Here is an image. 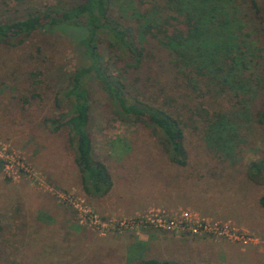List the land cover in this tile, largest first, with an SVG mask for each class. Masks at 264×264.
Wrapping results in <instances>:
<instances>
[{"label": "rangeland", "instance_id": "obj_1", "mask_svg": "<svg viewBox=\"0 0 264 264\" xmlns=\"http://www.w3.org/2000/svg\"><path fill=\"white\" fill-rule=\"evenodd\" d=\"M74 1L0 0V22ZM236 1V33L246 47L248 68L243 76L250 72L255 77L253 56L264 27L250 9V0ZM114 4L117 16L131 17L130 0ZM84 36L65 25L37 31L16 46L0 45V264H130L146 259L264 264V208L258 203L264 186L251 183L245 174L247 164L260 155L264 128L255 124L251 108L237 110L224 96L214 94L201 103L210 112L226 113L236 124L235 159L225 161L210 149L202 118L185 110L189 160L179 167L163 154L149 126L118 120L100 84L88 77L94 158L108 168L113 188L104 197L86 194L68 130L52 133L44 123L61 112L57 99L84 63L76 45ZM100 51L107 60L105 43ZM186 103L180 100L177 105ZM156 208L182 209L199 219L230 223L256 243L117 224Z\"/></svg>", "mask_w": 264, "mask_h": 264}, {"label": "trees", "instance_id": "obj_2", "mask_svg": "<svg viewBox=\"0 0 264 264\" xmlns=\"http://www.w3.org/2000/svg\"><path fill=\"white\" fill-rule=\"evenodd\" d=\"M118 1L76 0L67 7L46 6L22 19L0 22V45L16 46L37 31L65 25L85 34L76 44L84 63L57 99L61 112L44 123L50 124L52 133L68 130L83 190L98 197L112 190L113 180L106 165L94 158L88 77L100 84L118 120L149 126L163 154L179 167H186L189 160L185 110L202 118L210 149L225 161L235 159L237 126L226 113L204 108L201 102L208 96H224L237 110L251 108L255 124L264 128V34L253 56L258 76L246 72L244 77L246 47L236 33L240 30L236 0H130L131 17L115 14ZM250 5L264 27V0H250ZM104 43L107 60L100 51ZM180 100L186 105H177ZM259 154L247 164L245 174L251 183L264 186V143ZM2 168L0 159V173ZM258 203L264 208V195ZM130 264L181 263L146 259Z\"/></svg>", "mask_w": 264, "mask_h": 264}, {"label": "built area", "instance_id": "obj_3", "mask_svg": "<svg viewBox=\"0 0 264 264\" xmlns=\"http://www.w3.org/2000/svg\"><path fill=\"white\" fill-rule=\"evenodd\" d=\"M120 228H137L150 226L162 230L185 232L192 235H206L223 238L243 245L256 243V239L247 236L232 224L209 219H199L182 209H152L138 218H127L118 221Z\"/></svg>", "mask_w": 264, "mask_h": 264}]
</instances>
